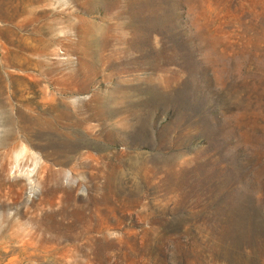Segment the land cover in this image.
<instances>
[{"label": "rangeland", "instance_id": "1", "mask_svg": "<svg viewBox=\"0 0 264 264\" xmlns=\"http://www.w3.org/2000/svg\"><path fill=\"white\" fill-rule=\"evenodd\" d=\"M40 210L48 264L78 211L88 264H264V0H0V264Z\"/></svg>", "mask_w": 264, "mask_h": 264}, {"label": "bare ground", "instance_id": "2", "mask_svg": "<svg viewBox=\"0 0 264 264\" xmlns=\"http://www.w3.org/2000/svg\"><path fill=\"white\" fill-rule=\"evenodd\" d=\"M57 212L59 211L40 210L30 212L29 219L34 226L33 231L28 232L22 239L20 238L21 240L17 244L18 246L16 245L15 252L8 258L9 264H20L23 262H27V264H48V261L59 263V261H63L65 257L69 256L71 249H68L69 247L63 243L65 240H75L77 237L63 231L65 228L60 219L57 218ZM76 214L80 220L93 224L95 230L101 234L96 236V240H93L94 237L92 235H88L89 240L87 243L78 249L82 253L85 264L93 263L99 254L96 241L106 235V226L100 223L99 212L84 214L83 211H78Z\"/></svg>", "mask_w": 264, "mask_h": 264}]
</instances>
